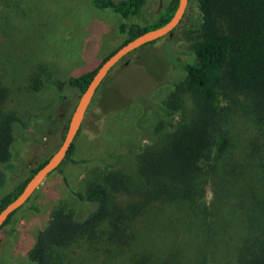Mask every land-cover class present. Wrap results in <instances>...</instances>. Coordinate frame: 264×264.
<instances>
[{"label":"trees","instance_id":"trees-1","mask_svg":"<svg viewBox=\"0 0 264 264\" xmlns=\"http://www.w3.org/2000/svg\"><path fill=\"white\" fill-rule=\"evenodd\" d=\"M144 2L90 0V5L127 19L139 15ZM195 2L193 62L171 60L184 75L157 105L164 119L151 131L141 128L127 171L107 162L83 190L67 185L78 202L94 208L79 217L55 206L27 251L31 264H264V0ZM176 3L168 0L162 13L142 26L120 22L117 31L125 35L120 45L165 23ZM182 23L181 18L171 33ZM157 40L130 52L124 65ZM107 56L93 69L69 76L66 85L80 94ZM53 75L49 66L38 65L29 77L31 88L58 86ZM108 80L91 100L100 108ZM7 97L0 84V167L9 165L13 130L20 126L5 108ZM72 149L73 141L53 171L66 159L76 162L69 158ZM46 160L0 196V210ZM207 178L213 185L210 206L203 192ZM232 191L237 200L230 203ZM157 236L176 244L177 254L155 248L150 238Z\"/></svg>","mask_w":264,"mask_h":264},{"label":"rangeland","instance_id":"rangeland-1","mask_svg":"<svg viewBox=\"0 0 264 264\" xmlns=\"http://www.w3.org/2000/svg\"><path fill=\"white\" fill-rule=\"evenodd\" d=\"M167 3L145 0L139 15L122 19L93 8L90 0H0V84L8 91L5 108L20 120L13 130L9 165L0 167V196L58 147L79 95L66 79L93 69L123 42L125 35L117 31L120 22L150 23ZM183 14V23L139 50L137 61L126 66V56L109 71L103 105L89 104L73 140L69 158L76 162L64 160L0 228V264H31L27 251L55 206L68 207L79 217L94 208L78 202L69 188L83 190L107 162H118L127 171L141 128L151 131L164 119L157 105L170 97L173 83L184 75L171 60L193 62L190 43L197 37L199 21L195 0H187ZM40 64L53 70L58 86L31 88L29 77ZM207 179L203 192L210 206L213 185ZM236 193L228 192L230 203L237 200ZM150 239L155 248L177 254L176 244L161 242L158 236Z\"/></svg>","mask_w":264,"mask_h":264},{"label":"water","instance_id":"water-1","mask_svg":"<svg viewBox=\"0 0 264 264\" xmlns=\"http://www.w3.org/2000/svg\"><path fill=\"white\" fill-rule=\"evenodd\" d=\"M186 4L187 0H177L174 12L165 23L136 35L134 38L116 48L99 64L83 91L78 95L58 147L47 158V160L36 169L34 173H32L17 196L0 210V226L4 223L10 213L17 210L26 202L42 181L61 163L82 124L85 112L91 103L97 88L109 71L130 52L171 33L181 20Z\"/></svg>","mask_w":264,"mask_h":264}]
</instances>
